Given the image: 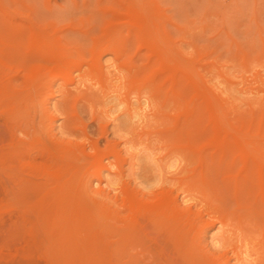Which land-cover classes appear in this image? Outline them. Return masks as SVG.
Listing matches in <instances>:
<instances>
[{
  "label": "rangeland",
  "instance_id": "1",
  "mask_svg": "<svg viewBox=\"0 0 264 264\" xmlns=\"http://www.w3.org/2000/svg\"><path fill=\"white\" fill-rule=\"evenodd\" d=\"M137 98L147 114L124 123ZM216 123L264 160V0H0V264H147L151 235L144 217L133 228L126 185L192 205L211 264H264V191L235 144L217 146Z\"/></svg>",
  "mask_w": 264,
  "mask_h": 264
},
{
  "label": "bare ground",
  "instance_id": "2",
  "mask_svg": "<svg viewBox=\"0 0 264 264\" xmlns=\"http://www.w3.org/2000/svg\"><path fill=\"white\" fill-rule=\"evenodd\" d=\"M131 12L133 14L134 21L137 23V25L141 29H145L146 25H147V21H148V15L146 14V12L142 8H138V7H133ZM37 37H38L39 42L42 45H44V47L48 48L50 50L51 54L54 56L57 69H59L61 71L65 70L66 72H68L66 69H68V67H70V65L72 64V61L69 59L71 57L68 58V56L66 57V56L58 53L56 51V48H55L56 46L54 45V43L48 37H46L42 31L37 32ZM110 38H112V37H110ZM113 44H115V43H113ZM94 55H96V54H94ZM97 55H98V53H97ZM176 55L178 57V54H176ZM98 58H99V56H98ZM161 60H163L162 61L163 65L165 67L169 68L171 70V73H173V75H175L178 71L182 70V68H183V62L178 58L177 59L167 58V57L163 56ZM55 61H53V63ZM48 62H50V61L48 60L47 63ZM93 63H94V61H93ZM48 65H49V63H48ZM76 65H78V64H76ZM96 65H97L96 67H98L100 71L105 73V69H104L105 65L102 63V61H100V59L96 61ZM51 66H52V64H51ZM54 67L55 66H53V68ZM55 69H56V67H55ZM59 70H58V72H59ZM100 74H101V72H100ZM97 84H98V82H97ZM196 90L199 94L201 93L204 95V97L207 100L206 103H207L211 113L214 115L215 114V106H214V103L212 101L210 93L207 90L202 89V87H200V85L196 86ZM104 92L107 93L106 90H104ZM177 96L180 97L179 93H177ZM192 96H193V94H192ZM191 103H192V101H191ZM148 106H149V103H147L146 100H142L141 98H137L133 102V106L131 104H129L127 110L122 111L119 114V116H122V118H123L122 121L124 123L130 124L131 121L133 120V118H143V116H145L147 114L145 111H146V108ZM179 107L182 110L183 105H182L181 101L179 102ZM185 107L186 106H184V108H183V110L185 112H192L193 111L192 108H189V107L185 108ZM178 114H179V112H178ZM213 119L214 120L216 119L215 115L213 116ZM214 131L220 136L219 139L215 142L220 149L228 150L232 147V144L236 145L237 150L239 151L242 163H243V167L241 166L242 170H241V168H239L242 171V172L241 171L240 172L242 173L243 178L245 180H247L253 176H256L259 180V186L261 188V192L264 191V160L260 156V154L257 153L255 150H253L248 145V143L246 141H244L243 139H241L237 135H234L235 139H234V143H232L230 141L228 132L222 126L218 125L217 123L214 124ZM190 143H192V141H190ZM101 156H103V155H101ZM58 170H56V172ZM232 175H234V173ZM68 181H69V179H67V182ZM131 189L128 188V186L126 185V190L125 189L124 190H125V192L127 191V196L125 197L124 202H125V205L127 206L128 210H129L128 214L130 213L129 217L131 218L132 226H133V228H135V230L140 231V228H142V226L144 227V225H143V217H144L146 220L145 224L148 227V232L151 235L152 242L150 243V245L151 246L153 245V247L151 248L149 246V248L147 250L145 248L138 250L139 254H145V252H147L149 254V256L151 257V260L147 264H169L168 262H166V259H165L166 257H170L171 259H176L179 262V264H211V258L213 257V255L216 254L215 251L213 250V248L211 246H209L208 244H204L203 240L201 238H197V237L191 235V232L193 229V226H192L193 219L190 218V215L195 213L193 211L192 205H187V206L183 205V203L180 201L179 196L174 195L170 189H163V190L159 189L160 193L157 194V198L155 200L140 197L137 190L136 191L133 190L131 192L130 191ZM91 190L95 191L94 189H91ZM101 191L102 190H100L99 193ZM184 201H187V198H184ZM87 205H88V203H87ZM88 206H90V205H88ZM86 210H88V209H86ZM89 212H90V210L88 211V213ZM194 226H195V224H194ZM228 241H229V237L224 236L222 240L216 239L215 244H217L219 242L220 246L223 247L227 244ZM245 241H246V239H245ZM153 248H155V249H153ZM138 251H137V253H138ZM171 259H170V262L172 264L173 261Z\"/></svg>",
  "mask_w": 264,
  "mask_h": 264
}]
</instances>
